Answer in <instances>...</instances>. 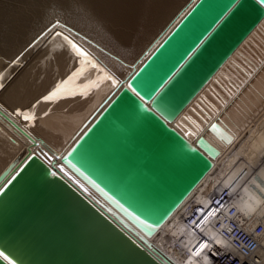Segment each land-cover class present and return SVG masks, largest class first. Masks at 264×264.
<instances>
[{
	"label": "water",
	"instance_id": "obj_1",
	"mask_svg": "<svg viewBox=\"0 0 264 264\" xmlns=\"http://www.w3.org/2000/svg\"><path fill=\"white\" fill-rule=\"evenodd\" d=\"M263 18L259 0H196L59 156L118 213L31 152L0 182V248L17 264H167L120 215L154 233L213 169L219 150L170 121Z\"/></svg>",
	"mask_w": 264,
	"mask_h": 264
},
{
	"label": "bare ground",
	"instance_id": "obj_2",
	"mask_svg": "<svg viewBox=\"0 0 264 264\" xmlns=\"http://www.w3.org/2000/svg\"><path fill=\"white\" fill-rule=\"evenodd\" d=\"M195 1L63 0L62 9L27 22L25 15L15 16L20 6L1 7L0 0V182L23 157L37 152L117 212L59 156ZM67 37L101 68L89 67L69 79L80 57ZM105 72L111 78L97 81ZM60 81L65 83L56 97L44 100ZM89 81L93 83L85 87ZM17 107L35 114L36 121L14 114ZM213 120H218L219 130L209 129ZM170 122L193 141L203 133L219 150L213 169L154 233L119 215L167 264H207L205 256L190 251L192 228L183 220L191 196L228 188L242 220L249 219L250 227L264 222V18ZM259 242L257 254L264 264V232Z\"/></svg>",
	"mask_w": 264,
	"mask_h": 264
},
{
	"label": "built area",
	"instance_id": "obj_3",
	"mask_svg": "<svg viewBox=\"0 0 264 264\" xmlns=\"http://www.w3.org/2000/svg\"><path fill=\"white\" fill-rule=\"evenodd\" d=\"M193 195L187 202V215L184 223L188 225L193 239L190 251L196 249L204 239L212 244L218 236L227 239L225 244H214L212 251L205 249L199 257L207 254V264H262L257 254L259 239L264 232V222L250 227V221L242 220L239 210L232 203L233 192L221 189L210 195ZM215 210V211H213ZM214 230L210 233L208 231ZM189 233V234H190Z\"/></svg>",
	"mask_w": 264,
	"mask_h": 264
},
{
	"label": "snow or ice",
	"instance_id": "obj_4",
	"mask_svg": "<svg viewBox=\"0 0 264 264\" xmlns=\"http://www.w3.org/2000/svg\"><path fill=\"white\" fill-rule=\"evenodd\" d=\"M259 3L261 5H264V0H259ZM60 22L61 21L59 19L56 20V24H60ZM59 35L63 36L64 34L60 33ZM67 40H68V43L71 45V48L80 57L79 67H77L75 69V71L71 74L69 79L83 75L88 70L89 67H93L96 69L101 68L100 64H98L94 59H92L90 54L81 45L77 44L75 40L71 39V37H67ZM110 78L111 77L108 76L107 72H105L103 76H97L96 80L101 81V80L110 79ZM64 83H65V81H60L59 86L54 88L48 95H45L42 98L44 100H51V99L55 98L57 93L60 92V90H61L60 86H62ZM92 83H93L92 81H89V85H86L85 87L90 86ZM3 87H4V84L0 83V88H3ZM132 90L134 92L136 91L135 88H133ZM72 94H74V93H72ZM84 94L86 95L87 93L85 92ZM137 95H139V93H137ZM14 114H18V115L22 116L25 120H28V121H33V122L36 121L35 114H26L25 110H22V108H20V107H17L14 110ZM213 128L216 130H219L216 125H213ZM0 191H2V189H0ZM213 211H215V210H213ZM133 215H135V213H133ZM145 223H147V221H145ZM223 243L224 242L221 240L213 239L212 244H209L208 239H204L200 243L199 248L196 249V255H200L205 249L212 251V250H214L213 249L214 244H223ZM204 255H205V259H208L207 254L205 253ZM0 257H3L4 260L9 261V264H17V261L10 254H8L7 251L3 248H0Z\"/></svg>",
	"mask_w": 264,
	"mask_h": 264
},
{
	"label": "rangeland",
	"instance_id": "obj_5",
	"mask_svg": "<svg viewBox=\"0 0 264 264\" xmlns=\"http://www.w3.org/2000/svg\"><path fill=\"white\" fill-rule=\"evenodd\" d=\"M8 4L13 5V9H17L14 6H20L15 11V16L19 17L20 14L25 15L26 21L29 22L31 19L38 20L47 16V14L53 13V11L55 12V10L62 9L63 0H2L1 7L8 6ZM2 23L3 15L0 13V29Z\"/></svg>",
	"mask_w": 264,
	"mask_h": 264
}]
</instances>
